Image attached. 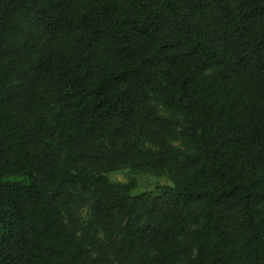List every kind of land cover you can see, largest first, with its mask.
Listing matches in <instances>:
<instances>
[{
  "label": "trees",
  "instance_id": "obj_1",
  "mask_svg": "<svg viewBox=\"0 0 264 264\" xmlns=\"http://www.w3.org/2000/svg\"><path fill=\"white\" fill-rule=\"evenodd\" d=\"M0 264H264V0H0Z\"/></svg>",
  "mask_w": 264,
  "mask_h": 264
},
{
  "label": "rangeland",
  "instance_id": "obj_2",
  "mask_svg": "<svg viewBox=\"0 0 264 264\" xmlns=\"http://www.w3.org/2000/svg\"><path fill=\"white\" fill-rule=\"evenodd\" d=\"M130 177L128 170H122L109 175L113 182H125ZM137 179L139 182L138 189L133 192V195H138L147 191H153L161 186H171L172 183L167 177H155L152 175L138 174ZM85 217V213L83 214Z\"/></svg>",
  "mask_w": 264,
  "mask_h": 264
}]
</instances>
